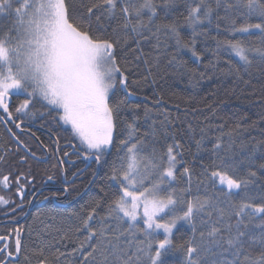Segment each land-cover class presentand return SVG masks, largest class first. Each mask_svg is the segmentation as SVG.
I'll list each match as a JSON object with an SVG mask.
<instances>
[{
  "label": "trees",
  "instance_id": "trees-1",
  "mask_svg": "<svg viewBox=\"0 0 264 264\" xmlns=\"http://www.w3.org/2000/svg\"><path fill=\"white\" fill-rule=\"evenodd\" d=\"M28 3L0 0V49L6 54L24 39L20 17ZM61 3L71 29L93 44L110 46L124 91L109 98L112 137L99 155L91 187L65 210L48 206L31 212L22 226L17 263L151 264L156 255L152 264H264V0ZM231 46L243 51L242 61ZM10 101L14 116L30 119L58 143L65 138L76 144L59 113L39 97L10 96ZM23 103L25 113L19 112ZM37 138L52 153V141ZM20 142L42 157L35 145ZM0 144L5 151L0 179L7 177L13 186L18 179H23L19 184L32 180L38 187L43 175L58 176L53 156L46 164L28 159L21 165L23 157L14 154L11 142L12 153L7 142ZM133 144L140 155L159 162L171 155V189L183 211L194 203L204 209L176 227L162 250L161 236L112 215L121 197L113 180L116 166ZM2 188L0 196H7ZM9 196L16 202L14 192Z\"/></svg>",
  "mask_w": 264,
  "mask_h": 264
},
{
  "label": "rangeland",
  "instance_id": "rangeland-1",
  "mask_svg": "<svg viewBox=\"0 0 264 264\" xmlns=\"http://www.w3.org/2000/svg\"><path fill=\"white\" fill-rule=\"evenodd\" d=\"M29 2L21 9L22 43L9 50L11 54L0 49V101L10 96L29 101L39 97L59 113L60 124L77 144L99 156L109 149L113 132L114 111L109 108V98L124 91V79L114 66L112 50L107 44L91 43L71 29L65 22L61 0ZM3 9L4 5L0 14ZM230 51L235 59L243 60L239 47L231 46ZM19 107V112H26V104ZM145 156L140 155L138 144L126 146L113 178L121 197L112 215L130 226L141 223L146 233L161 236L164 243L157 247L162 250L176 227L188 225L190 214L204 209L194 203L183 211L181 199L171 189V155L161 162ZM6 180L0 179L1 187ZM149 181L154 182L150 185ZM147 252L145 248L144 255ZM150 260L154 263L156 255Z\"/></svg>",
  "mask_w": 264,
  "mask_h": 264
},
{
  "label": "flooded vegetation",
  "instance_id": "flooded-vegetation-1",
  "mask_svg": "<svg viewBox=\"0 0 264 264\" xmlns=\"http://www.w3.org/2000/svg\"><path fill=\"white\" fill-rule=\"evenodd\" d=\"M0 102V142H7L8 144L11 142L14 146V154L19 155L20 153L23 157L19 160V163L24 165L28 159L34 161L20 148L21 146L25 149L20 142V140H25L26 143L35 145L42 153V157H36V155H33V157L42 160L47 153L46 162H48L50 157L53 156L55 167L58 170L57 177L56 172H51L49 176L43 175L42 178L45 179L38 187L32 183V180L19 184V181L23 179H18L16 186H13L9 180L3 183L5 186L2 189L7 193V196H0V264H18V260L13 263L10 258L15 255V249L18 250L19 255L22 226L26 218L37 208L50 206L57 210H65L75 204L78 200L73 201L90 184L96 174V169L98 174L100 163L98 155L87 153L76 141V144H74L62 138L58 143L54 138V142L50 136L46 135L45 132L48 131L44 128L30 124V119H21L11 114L10 107L12 104L10 98L7 101ZM10 135L14 137L17 144L19 143L18 145L11 139ZM44 136L52 141V153L37 140V137ZM7 138L9 141L6 140ZM5 149L9 153L13 152L10 144L5 146ZM0 155L5 156L2 144H0ZM29 155L31 154L29 153ZM46 162L39 164H46ZM48 166L52 165L49 164ZM86 172H88L87 177L91 175V178L84 185L82 181L85 179ZM12 192H14L16 202H13L14 200L9 196ZM23 216L25 219L21 221ZM19 221L21 222L17 224Z\"/></svg>",
  "mask_w": 264,
  "mask_h": 264
},
{
  "label": "water",
  "instance_id": "water-1",
  "mask_svg": "<svg viewBox=\"0 0 264 264\" xmlns=\"http://www.w3.org/2000/svg\"><path fill=\"white\" fill-rule=\"evenodd\" d=\"M35 129H38V130H41V129H39V128H35ZM42 131V130H41ZM45 132V131H44ZM46 133V135H48V136H50L51 138H52V140L55 142V139H54V137L52 136V135H50V133H48V132H45ZM10 137H11V139L16 143L17 141H15V139H14V137L12 136V135H10ZM17 144V143H16ZM19 144V143H18ZM17 144V145H18ZM39 144V143H38ZM20 146V145H19ZM39 146H40V144H39ZM20 148L23 150V152H25V154L26 155H28V157H30V158H32L34 161H36V162H38V163H44V162H46V160H47V158H48V156H47V153H46V155H45V158L44 159H37V158H35V157H33V156H31V155H29V153L27 152V151H25V149H23L21 146H20ZM95 160H96V158H95ZM96 175H97V169H96V174H95V176L93 177V179L91 180V182H90V184L85 188V190L73 201V202H76L78 199H80L88 190H89V188L91 187V185H92V183H93V181L95 180V178H96ZM25 218H24V216H23V218L21 219V221H23ZM21 221H19L17 224H19ZM10 260L13 262V263H16L17 262V260H18V250L17 249H15V255L12 257V258H10Z\"/></svg>",
  "mask_w": 264,
  "mask_h": 264
}]
</instances>
